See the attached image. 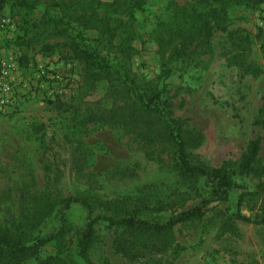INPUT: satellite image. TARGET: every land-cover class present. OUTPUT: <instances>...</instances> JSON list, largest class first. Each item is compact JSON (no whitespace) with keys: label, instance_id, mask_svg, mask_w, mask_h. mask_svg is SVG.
I'll return each mask as SVG.
<instances>
[{"label":"rangeland","instance_id":"rangeland-1","mask_svg":"<svg viewBox=\"0 0 264 264\" xmlns=\"http://www.w3.org/2000/svg\"><path fill=\"white\" fill-rule=\"evenodd\" d=\"M168 0H145L135 9L130 0H7L0 10V59L12 61L10 102L0 109V217H16L18 195L23 190L46 192L58 198L82 195L87 199L112 200L134 197L148 185L151 193L166 191L177 178L170 170V154L157 143H144L134 132L118 125L88 123L70 127L67 112L55 111L48 101L59 97L76 103L96 101L107 107L111 99L105 83L93 87L83 83L80 64L68 58L66 41L45 31L29 43L30 24L45 17H70L87 43L101 54L120 56L116 44L123 40L133 48L127 67L138 80L163 86L162 98L170 103L171 114L184 119L201 133L199 145L188 148L192 162L225 166L236 171L246 142L259 134L252 121L264 94V5L231 6L225 31L215 30L206 54L177 61L174 72L159 77L160 58L154 36L158 23L169 14ZM191 7L203 10L196 0ZM104 18L114 28L110 44L97 42L89 25ZM239 29L248 36V57L257 76H239L227 66L221 54L226 32ZM69 34L72 30L69 29ZM45 43L46 45H44ZM54 46L48 48V45ZM256 166L264 169V134H260ZM264 181L260 175L237 176L248 191ZM152 184V185H149ZM240 190L226 200L210 203L200 219L174 225L172 241L163 253L131 260L116 253L113 240L120 229L104 223L94 226L85 257L73 249L64 254L67 264H264V228L231 217ZM197 200L184 202L186 209ZM260 196L247 195L241 205L253 214ZM223 223L234 232L221 231ZM48 229L46 226L41 230ZM50 252L42 247L39 257ZM27 263H31L29 260Z\"/></svg>","mask_w":264,"mask_h":264},{"label":"trees","instance_id":"trees-1","mask_svg":"<svg viewBox=\"0 0 264 264\" xmlns=\"http://www.w3.org/2000/svg\"><path fill=\"white\" fill-rule=\"evenodd\" d=\"M7 0H0V10ZM145 0H130L140 9ZM203 10L191 7L189 1L168 0L169 14L158 23L154 36L155 53L160 58L159 77L167 78L175 70L177 61L210 50V38L215 30L225 31L227 10L231 6L258 7L264 0H196ZM70 17H45L30 24L29 43H36L42 31L61 36L66 41L68 58L80 64L83 83L93 87L105 83V94L111 101L103 107L96 101L79 100L76 103L59 97L48 101L55 111L67 112L70 127L85 124L118 125L126 132H134L147 144L157 143L170 154V170L177 181L168 192L151 193L145 185L134 197L112 200L87 199L82 195L52 197L49 193L22 190L17 198L16 217H0V264H67L64 254L73 249L84 258L90 245L94 226L104 223L120 229L113 240V249L123 257L134 260L145 255L163 253L172 241L174 225L200 219L206 207L226 200L235 191V207L231 217L264 228V181L248 191L236 182L237 176L260 175L263 167L256 166L260 134H264V94L252 124L259 134L250 138L239 156L236 171L225 166H207L192 162L188 148L199 145L201 133L188 127L184 119L172 116L170 103L162 98L163 86L147 80H138L127 67L133 48L126 40L116 44L120 54L114 61L90 46L79 30H74ZM89 29L95 32L97 42L110 44L114 28L100 17ZM69 29L72 33L69 34ZM226 45L221 54L227 66L235 67L239 76H257L258 69L248 57V36L239 29L226 32ZM46 45L45 43H43ZM54 43L48 45V48ZM152 185V184H149ZM247 195L260 196V206L253 214H244L241 205ZM196 204L182 209L184 202ZM48 227L46 231L42 228ZM221 231L234 232V227L223 223ZM48 246L50 252L38 253ZM31 260V263H27ZM164 264H170L168 261Z\"/></svg>","mask_w":264,"mask_h":264},{"label":"built area","instance_id":"built-area-1","mask_svg":"<svg viewBox=\"0 0 264 264\" xmlns=\"http://www.w3.org/2000/svg\"><path fill=\"white\" fill-rule=\"evenodd\" d=\"M7 25V21L0 20V28ZM15 69V64L12 61L0 59V109L7 105L11 100L10 82L11 73Z\"/></svg>","mask_w":264,"mask_h":264}]
</instances>
